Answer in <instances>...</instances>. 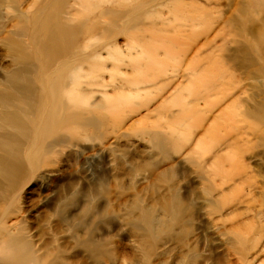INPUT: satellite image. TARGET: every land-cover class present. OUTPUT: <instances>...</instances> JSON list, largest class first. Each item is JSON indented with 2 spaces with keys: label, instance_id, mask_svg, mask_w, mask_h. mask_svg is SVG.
I'll return each mask as SVG.
<instances>
[{
  "label": "rangeland",
  "instance_id": "374dc122",
  "mask_svg": "<svg viewBox=\"0 0 264 264\" xmlns=\"http://www.w3.org/2000/svg\"><path fill=\"white\" fill-rule=\"evenodd\" d=\"M32 1L25 0V5L35 3ZM151 1L64 0V17L71 16V28L86 33L74 37V48L66 52L70 70L82 68L79 89L89 106L84 118L93 116L91 113L100 118L95 125L86 124L73 131L72 137L66 131L70 144L48 145L50 150L39 152L34 173L25 166L27 177L15 179L17 184L12 186L2 185L0 209L7 208L17 194V205L23 207V201L29 204L32 216L14 211L8 225L15 233L16 225L26 219V226L31 227L26 236L33 240L34 251L44 257L45 264H96L97 259L82 244L90 236L100 241L105 235L102 243L114 256L100 264H264V115L243 114L264 105V74L253 77L247 68L235 66L232 51L237 46L233 40L242 39L229 32L214 46L225 42L230 52L203 46L224 26V19L236 16L235 0ZM200 6L211 15L207 20L196 16L194 9ZM2 12L5 35L12 30L10 15L14 13ZM183 12L185 20L181 18ZM253 20L259 23L258 17ZM123 22L130 24L129 38L118 31L106 40L98 35L99 29H93L95 23L97 28H105ZM26 25L29 29L19 39L24 42L27 38L28 44L32 23L26 20ZM108 42L117 46L116 52H106L104 45ZM78 45L82 50L86 45L84 54L78 52ZM10 64L0 44V78ZM199 100L208 104L206 111L213 115L211 124L201 115ZM94 104L100 109L110 105L112 112L97 110ZM100 111L104 115H99ZM160 114H169L166 129H161L164 122ZM188 121L189 126H183ZM206 123L207 134L198 137L193 150L202 156L185 157L191 164L203 163L197 177L189 180L186 171L174 168L175 162L158 169L164 163L152 167L142 158L145 137L160 148L159 154H167L163 152L166 142L179 154ZM133 149L139 157L132 155ZM211 150L214 162H202ZM44 172L48 178L40 177ZM183 177L186 183H182ZM161 203L171 204L165 216L157 209ZM178 203L182 205L180 211L172 208ZM93 206L96 210L100 206L109 208L110 215L96 219L98 213ZM161 216L165 222L151 219ZM132 219L134 222L128 223ZM168 221L173 224L167 225ZM140 225L143 231L135 229ZM143 240H147L145 244Z\"/></svg>",
  "mask_w": 264,
  "mask_h": 264
},
{
  "label": "bare ground",
  "instance_id": "6f19581e",
  "mask_svg": "<svg viewBox=\"0 0 264 264\" xmlns=\"http://www.w3.org/2000/svg\"><path fill=\"white\" fill-rule=\"evenodd\" d=\"M75 1H82V0H75ZM101 1L103 2V0ZM207 1L209 0H205V2ZM32 2L35 3L31 5H25V0H22V3L17 2L15 0H0V44L2 45L6 53V56L10 58L11 61V64L5 67L6 69L4 75L0 78V189L1 190H2V185L8 184L7 186L9 185L12 186L14 185V183H16L15 179L27 177L29 173L26 171L25 166L30 167L29 170H31V173L33 172V170L35 172V170L38 168L37 162L39 161V152L40 151L47 152L48 150H50L48 145L51 146L53 143H58V142H64L66 144H70V136L73 131L76 132L77 130H80L81 127L86 124L95 125V122H97L98 118H100V117H96L95 115L96 113L95 114L91 113V115L93 116H91L90 118L87 119L84 118L86 112L89 111V106L86 107L87 101L80 94V89H79L80 81L83 78L82 77L83 73L81 74L82 68L80 69L78 66H75L72 70H70L71 69V65L69 62L70 60H68L69 58L68 59L66 58L67 55L66 52H70L71 48H74L72 45L74 41V37L78 38L82 33H84V31L80 29L82 30L81 32L79 28L78 29H74L73 27L71 28V24L69 20V18L71 17L69 16L70 13L67 12V16L69 17H64V14L66 13V11L63 10L64 0H50V3L48 2V0H34ZM233 4L236 5V9H235L236 16L234 18L228 17L224 19L222 22L224 26L214 34L212 40L206 42L203 46H209L210 48L218 47L220 49H223V52H230V50L227 49V45L225 42H222L218 46H214V45L216 44L217 39L221 38V40H223L228 32H229L228 34L231 33L235 35L236 38L240 40L242 39V41L233 40V43L237 46L235 50L232 51L235 52L234 54L235 57L233 60L235 62V66L244 69L247 68V71L250 70L249 73L251 72L250 74H252L253 77H255L256 75L262 76V74H264V17H263L264 0H235V3ZM5 7L7 9H5ZM185 9L186 6H183L184 11ZM2 10L6 11L5 13L7 12L9 13V11H12L14 13L10 15V17H12L14 22L12 24V30L11 32L6 33L5 35H3L2 33L3 27L1 26L2 25L1 21L4 17ZM194 10L195 13H197L196 16L202 21L207 20L209 16L211 17L210 13L207 12L205 8H202V6H200V8L196 7ZM112 12L113 10L111 11V13ZM127 13L128 12H126L125 14ZM125 14H123L122 17H124ZM75 16L76 15H74V17ZM252 16L253 18L254 17L259 18L258 24H255ZM181 18L185 20L184 12L181 14ZM26 20H29L32 23L30 27L31 28L30 36H28L29 38L28 44L25 43L27 41V38H25L24 42L23 40L19 39L21 37H24L22 33L23 32L26 33L27 30L29 29V28L27 29L28 25H26V27L23 26ZM72 20H74V18ZM219 21L220 20H218V22ZM128 23L129 22H123V25L119 24V26H116L114 23H110L107 24L105 28H97L98 24L96 25L95 23L93 29L95 30L99 29L97 31V33H99L98 35L101 37L102 36L105 37L106 40H110L111 36L113 35L115 36L119 32H121V34H125V36L129 38L130 24ZM193 33L194 32H192L191 34ZM85 34L86 33H84L83 35ZM196 34L197 33L195 32V35ZM249 35H253V38L251 40L247 39ZM106 40L103 41L106 42ZM75 41L77 40L75 39ZM81 47L82 46L79 47L78 45L77 47L78 52H83L82 54H84V49L86 48V45L83 46V50L81 49ZM104 47H106L104 48L106 49V52H116V48H117L116 45H113L109 42L106 43ZM93 48L96 47L93 46ZM90 51L99 52L96 50L92 51V49ZM78 52L76 51L77 55ZM210 52H216V51H210ZM71 55L70 57H73ZM97 56H98L97 58H100L99 54H97ZM90 73L91 74L94 73V70L90 71ZM93 106L97 110H106L108 112H112L110 105L107 104L105 105V108L102 109H100L101 106L99 104H94ZM255 112L259 116L264 115V105L261 104L259 108H257V111H245L243 114L246 117H253L255 115ZM101 114L104 115L103 111H100L99 115ZM250 119H254V118H250ZM66 131L70 133V136L64 134ZM28 144L30 146L29 148H26L27 149L26 150L25 146ZM44 156L46 155H43V157ZM47 158L49 157L46 156V159ZM48 160L49 159H47V162H50ZM53 170L52 172H54ZM40 177L45 179L49 177V174L47 172H44L43 174H41ZM102 184L100 185L103 187ZM0 194H2L1 191ZM17 195L14 198V200H12V203L10 205L8 204L9 206L7 208L0 209L2 210V212H0V264H45L44 257L42 256L38 257L36 255V251H34V249L36 248H33L34 247L33 240H31L29 236L28 237L26 236V231L28 233L31 228L26 226L27 224L26 219L25 220L23 219L18 225H16L17 232L15 233L12 232V229H14V227L8 225V222L10 221V217L14 213V211L15 212L17 211L18 213V211L22 210L23 213H26L28 216L30 215V217L32 216L31 215L32 210L29 204L25 203L26 201L22 202L24 208L20 207L19 203L17 205V201L19 199L18 198L19 196ZM37 198H41V196L37 195ZM13 201L14 202L16 201V204H14ZM42 205L43 204L41 203L38 205V207H41ZM170 205L171 204L168 203H161L160 205L157 206V209L163 215L168 214L170 213L169 212ZM181 206L182 205L178 203L173 205L172 208H175L177 211H180ZM2 207H4L3 204L1 205V208ZM93 207L96 210V207L95 206ZM99 208L104 209V211L100 212L102 210H99ZM99 208H97L96 210V214L98 213L96 219L102 217L106 219L110 215L109 208L105 206L104 208L102 206H100ZM45 209L46 208H44V210ZM128 215L129 218L132 217L131 216L132 214L128 213ZM146 216L149 217V215L147 214ZM136 219L138 220V218ZM151 219L165 222V218H163L162 216L158 219L156 217H151ZM124 222H126V219ZM129 222H134V221L132 219V221H128V223ZM157 224L159 227L161 226L159 222H157ZM169 224H173V223H170L168 221L167 225ZM130 225L133 226V224ZM140 227L141 228H135V229L136 230L139 229L140 231L142 229L143 231L144 227L141 225ZM128 233L129 234L131 233L130 230ZM130 236L133 237L131 234ZM104 237L107 239V235H105L101 237L99 241L98 237H97L98 239L97 238L95 239V237L90 236V238H88L86 241L87 243L84 242L82 244L85 246L84 248L88 247V250L90 251L91 255L97 259L95 260L96 264H100L101 261H104L106 259L111 260L112 256H114L113 251L105 249L104 246L107 247V245L102 243V241H104L103 240ZM140 241L141 240H139V242ZM143 241L145 244L147 240L146 241L143 240ZM80 242L82 243L83 241L80 240ZM154 243L157 242L154 241ZM41 250L42 249H40V251ZM147 257L149 258V256ZM143 259L144 258H142V260Z\"/></svg>",
  "mask_w": 264,
  "mask_h": 264
},
{
  "label": "crops",
  "instance_id": "0c3cea01",
  "mask_svg": "<svg viewBox=\"0 0 264 264\" xmlns=\"http://www.w3.org/2000/svg\"><path fill=\"white\" fill-rule=\"evenodd\" d=\"M158 86L156 87H150L151 89H156ZM187 98V97H186ZM190 98H187V101L189 102ZM167 102L170 101V98L166 100ZM165 102V101H164ZM155 104H153L154 106ZM207 105L205 102H203L202 100H199L198 102V107H199V110L201 111V115L204 116L205 118H207L206 122L209 121V123L211 122L212 123V120H213V115L208 113L206 110L207 108ZM151 106V107H153ZM149 107V108H151ZM145 112L143 110L142 112V115H145ZM150 116H152V113L150 114ZM149 116V117H150ZM155 116V115H154ZM161 114L159 115V119L162 120L161 118ZM163 124L161 125V129H166L167 126L169 125L170 123V117H169V114H164L163 116ZM158 119V118H156ZM151 120V119H150ZM210 123V124H211ZM189 121L188 122H185V124L183 126L187 127L189 126ZM130 125L129 123L127 124V128H129ZM184 128V127H182ZM153 129H149V131ZM151 131V132H152ZM185 132V131H184ZM207 134V123L202 127V128H199L198 131H195L192 135V138L190 139V142L187 143L186 145L182 146L181 149V152L179 154H175V152H172L171 149H172V144H168L166 142L165 145L166 148L165 150H163V152L167 153L166 155L163 156V153H160L159 154V150L160 148L157 147V145H153L152 142L149 140L148 137H145V141L143 140L141 142V144H143V154H142V158L143 159H147L146 161L148 162V164H150V166L152 167H156V166H159V164L161 163H164L163 165L161 164L160 167H158V169H162V168H167L171 165V162H175L174 164V168H180L184 171L187 172V177L189 176V180L190 179H193V177H197L198 176V172H196L197 170H202L203 168V163H201L200 165H194V164H191L189 163V161H187V159H185V157H189L191 155H196L195 156V159L199 156H202V154H196L193 150H194V146L197 142V139L199 136H205ZM129 137V135H128ZM144 137V136H143ZM151 138V136H150ZM179 138V137H177ZM147 140V141H146ZM178 140V143L181 144V141L179 139H175V141ZM150 141V142H149ZM151 143V144H150ZM183 144V143H182ZM135 149V148H134ZM133 149V152H132V155L134 154L136 157H139L140 155L135 152V150ZM159 149V150H158ZM213 151L211 150V152L209 153V155L207 156H204L202 157V162L206 163V162H209V163H213L214 162V158H213ZM129 153V152H128ZM186 155V156H185ZM167 157V158H166ZM186 160V161H185ZM212 165V164H211ZM205 167V166H204ZM185 175V176H186ZM182 183H186V179L183 177L182 178ZM192 183H198V181H193Z\"/></svg>",
  "mask_w": 264,
  "mask_h": 264
}]
</instances>
